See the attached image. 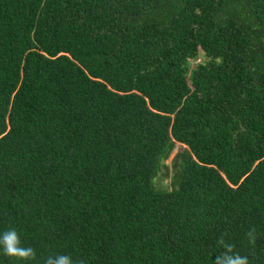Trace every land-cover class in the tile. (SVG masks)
Wrapping results in <instances>:
<instances>
[{
	"label": "trees",
	"instance_id": "trees-1",
	"mask_svg": "<svg viewBox=\"0 0 264 264\" xmlns=\"http://www.w3.org/2000/svg\"><path fill=\"white\" fill-rule=\"evenodd\" d=\"M9 228L0 264H264V0H0Z\"/></svg>",
	"mask_w": 264,
	"mask_h": 264
},
{
	"label": "clouds",
	"instance_id": "clouds-1",
	"mask_svg": "<svg viewBox=\"0 0 264 264\" xmlns=\"http://www.w3.org/2000/svg\"><path fill=\"white\" fill-rule=\"evenodd\" d=\"M249 242L255 244V229L252 228L245 233ZM221 251L214 257L213 264H249V258L242 256L235 250L234 243L228 242L223 236L218 241ZM0 250L7 257H14L19 260L29 261L35 259L36 252L31 246H21V237L15 228H9L0 233ZM44 264H85L83 260L74 261L67 254H53L45 258Z\"/></svg>",
	"mask_w": 264,
	"mask_h": 264
},
{
	"label": "rangeland",
	"instance_id": "rangeland-1",
	"mask_svg": "<svg viewBox=\"0 0 264 264\" xmlns=\"http://www.w3.org/2000/svg\"><path fill=\"white\" fill-rule=\"evenodd\" d=\"M174 143V147L172 148V150L170 151V153L168 154V156L163 159L162 161V166H161V170L159 172H157L154 181L155 182H159V178L162 187H166L167 189H171L172 187H177V184L173 185L172 184V173L174 172V168H173V160L176 158L175 154L177 153L178 150H182L185 145L180 144L179 142H173ZM182 163L183 161L179 158L177 159V167L175 169H179L182 167ZM162 177V178H161Z\"/></svg>",
	"mask_w": 264,
	"mask_h": 264
}]
</instances>
